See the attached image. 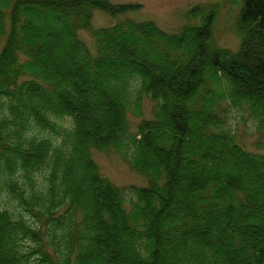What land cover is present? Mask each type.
I'll return each instance as SVG.
<instances>
[{
  "label": "trees",
  "instance_id": "obj_1",
  "mask_svg": "<svg viewBox=\"0 0 264 264\" xmlns=\"http://www.w3.org/2000/svg\"><path fill=\"white\" fill-rule=\"evenodd\" d=\"M94 9L127 8L0 0V174L30 178L54 157L40 199L65 242L55 247L50 227L0 209V264H29L34 255L38 264H264V153L247 149L228 124L230 106H246L264 133V0H243L236 51L215 44L213 9L173 33L130 18L95 28ZM79 29L91 32L97 54ZM135 80L158 105L128 153ZM67 116L71 128L60 122ZM32 127L62 134V145L29 136ZM258 144L264 149V137ZM91 148L117 151L148 177L129 187L130 209ZM7 184L34 211L25 187Z\"/></svg>",
  "mask_w": 264,
  "mask_h": 264
},
{
  "label": "rangeland",
  "instance_id": "obj_2",
  "mask_svg": "<svg viewBox=\"0 0 264 264\" xmlns=\"http://www.w3.org/2000/svg\"><path fill=\"white\" fill-rule=\"evenodd\" d=\"M113 4L123 5L127 9L120 14L112 15L101 9L93 10L92 25L95 28L112 26L126 18L136 21H154L161 29L173 33L179 31L187 23L199 24L203 15H207L210 9L215 10L213 21V36L217 46L228 48L232 51L238 50L241 36L237 29V22L241 11L243 0H111ZM195 5H200L203 9L196 16H189L188 11ZM191 11V10H190ZM78 36L83 40L93 54H97V45L94 37L88 29H79ZM5 43V37L0 38V51ZM141 83L138 80L132 82L130 87V97L128 106L129 133L124 137L126 142L125 150L131 153L133 135L138 134V124L143 118L154 117V111L158 102L151 99L146 93L140 92ZM229 100V99H228ZM60 120V119H59ZM63 126L71 128V120L67 116L60 120ZM228 124L233 132L236 133L240 142L249 150L264 153V149L259 146L258 141L264 137V133L259 130L260 122L255 118L246 106H230L228 112ZM29 136H50L56 145H62V134H56L50 130H41L32 127L27 132ZM140 137V135H137ZM54 152V151H53ZM91 157L98 164L101 175L107 177L125 192V206L131 208V202L136 198L130 191V186H144L149 182L148 177L141 175L124 159L117 151L90 149ZM54 157L40 170L32 171L30 178L25 176V172L17 171L13 175L6 173L0 174V209H7L16 216L22 215L36 226L43 228L50 227L49 233H57L54 237H49L52 244L58 248H65L62 230L53 222L46 224L48 213L42 204L40 197H46L50 187V175L53 171ZM18 181L20 186L25 187L24 196L30 203H33L34 211H29V206L16 197L10 186L9 181ZM33 194L38 196L34 201ZM63 208H56L57 213ZM55 211V212H56ZM45 215V216H44ZM46 224V225H45ZM29 246H36L34 241ZM51 245V247H54ZM31 250V249H30ZM36 256L31 257L29 264H38Z\"/></svg>",
  "mask_w": 264,
  "mask_h": 264
}]
</instances>
